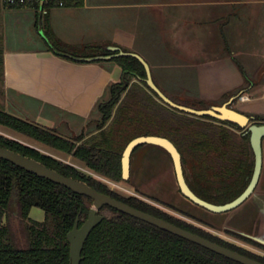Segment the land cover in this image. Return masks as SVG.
Listing matches in <instances>:
<instances>
[{
	"label": "trees",
	"instance_id": "obj_1",
	"mask_svg": "<svg viewBox=\"0 0 264 264\" xmlns=\"http://www.w3.org/2000/svg\"><path fill=\"white\" fill-rule=\"evenodd\" d=\"M53 44L65 53L69 49L56 42ZM60 45L63 46L62 49L59 48ZM57 54L65 55L61 52ZM114 54L116 53L104 46H86L70 53L71 57L68 58L76 61L78 58L92 59ZM111 61L122 67L123 79L120 83L111 85L108 88L109 99L97 105L96 110L101 118L93 132H82L66 138L55 129L28 121L0 108V127L70 157L83 168L44 154L39 149L1 132L0 146L264 264V257L141 198L113 190L109 184L94 176L115 184L129 183L130 181L123 179L122 157L128 144L140 136H159L171 140L182 155L187 183L200 198L210 203L225 204L237 198L249 184L254 170L247 146L250 136L244 134V129L235 124L219 122L212 117L196 118L169 106L170 111L172 110L171 117L150 115L140 109L139 100L136 99L138 93H147L144 86L160 99L146 82L147 72L143 64L132 56L115 57ZM3 73V49H0L2 81ZM247 85L249 86L245 84L230 96L248 91ZM133 95L134 100L130 99ZM193 105L198 109H209L213 106L201 100L195 101ZM153 118L159 121H153ZM252 121L262 124L264 117L254 116ZM137 123L140 128L146 129L150 126L151 130L133 136L132 132L137 128ZM140 148L142 147H138L134 153ZM224 174L229 177L222 179ZM240 182L241 188L236 194L228 195L229 197L214 195L222 187H233ZM92 203V199L87 196L77 194L0 158V264H71L67 234L74 228L77 220L80 226L86 221ZM34 208L45 212L44 222H36L30 218V212ZM177 212L197 221L188 214ZM99 214L104 220L86 241L81 264H240L109 206H104ZM204 225L213 229L207 224ZM228 233L264 251L263 245L238 234Z\"/></svg>",
	"mask_w": 264,
	"mask_h": 264
},
{
	"label": "crops",
	"instance_id": "obj_2",
	"mask_svg": "<svg viewBox=\"0 0 264 264\" xmlns=\"http://www.w3.org/2000/svg\"><path fill=\"white\" fill-rule=\"evenodd\" d=\"M7 10L3 88L34 123L56 129L59 114L69 124V118L84 122L85 132L108 88L121 82L123 69L114 61L68 58L86 46L139 55L155 85L172 101L219 103L249 84L250 91L239 97L250 100L238 99L232 108L264 116V77L255 82L264 65V0H83L79 6L52 8L42 15ZM12 23L31 42L37 38L33 46L6 47V29ZM53 42L69 49L65 53ZM143 88L147 93H138L136 99L146 101L148 109L158 106L161 117H171L170 107ZM30 102L37 108L29 107Z\"/></svg>",
	"mask_w": 264,
	"mask_h": 264
},
{
	"label": "water",
	"instance_id": "obj_3",
	"mask_svg": "<svg viewBox=\"0 0 264 264\" xmlns=\"http://www.w3.org/2000/svg\"><path fill=\"white\" fill-rule=\"evenodd\" d=\"M109 50L113 51L116 54L108 57L95 58V60H111L115 57H122V56H132L134 58H137L146 69L147 72L146 82L148 86L158 95L159 99L170 108H173L180 112L196 117H212L219 122L235 124L240 128L244 129V134L245 135L249 134L250 136V140L249 142H247V146L249 147L250 161L254 163V170L252 177L250 179L249 184L243 190V192L231 202L225 204H214L203 200L191 190L184 175L182 155L171 140L159 136H140L132 140L128 144V146L126 147L123 153V157H122L123 179L125 181L131 182L132 179L131 159L134 154V151L138 147H144V146L157 147L162 151H164L170 157L171 163L173 164L175 169L177 183L181 191V195L184 197L185 200L191 202L196 206L201 207L202 209L212 214H220V215L227 214V216L228 213H232V212L234 213V211L236 212L244 209V207L248 204L254 205L256 208L255 210L256 213H254L255 217L253 221L255 224H258L257 230L255 232V234L259 233L258 236L247 235L237 230H234L233 228L229 227L228 222H227L228 226L227 225L226 226L228 227L227 230L229 232L246 237L264 246V149H263L264 123L262 124H257L255 122L251 123L252 119L250 117L238 112L237 110L231 107L233 101L226 103L222 106H212L209 109H202V110H196L193 108H189L187 106L177 104L172 100H170L155 85L151 76L149 65L139 55L123 52L119 48H114V47L109 48ZM263 77H264V65L259 70L255 82L256 83L260 82L263 79ZM0 158L15 164L20 168H23L24 170L32 174L45 178L56 184L64 186L77 194L84 195L92 199L93 203L91 205L88 218L86 219V221L80 226L79 220H77L74 225V228L67 234V242L70 246L71 264H81L83 259L82 252L86 241L88 240L92 231L98 225H100L101 222L104 220V217L99 214V211L104 206H109L113 209L118 210L119 212H122L133 218L151 224L161 230H164L180 238H183L187 241L202 246L203 248H206L218 255H221L225 258H228L240 264H263L259 261L251 259L245 255H242L236 251H233L229 248L223 247L215 242H212L206 238H203L197 234H194L183 228H180L170 222H167L163 219H160L158 217L145 213L141 210H138L120 200L113 198L110 195H106L104 193L95 190L85 182L64 176L59 172H57L56 170H53L32 158L23 156L19 153H16L1 146H0ZM103 182L109 184L107 181H103ZM258 191L260 194L257 196V194L255 195V193Z\"/></svg>",
	"mask_w": 264,
	"mask_h": 264
},
{
	"label": "rangeland",
	"instance_id": "obj_4",
	"mask_svg": "<svg viewBox=\"0 0 264 264\" xmlns=\"http://www.w3.org/2000/svg\"><path fill=\"white\" fill-rule=\"evenodd\" d=\"M2 8H3V5H2V2L0 1V49H3V45H4L3 32H5V30L2 31L3 30L2 25H3V22L8 23V19H9L8 17L6 18L4 17L5 14L8 12V10L5 8L6 10L4 11L5 12L4 14ZM6 33L7 34H6L5 42H6V47H8L9 49H17L20 47H31L34 45L33 41L36 37L31 42L30 41L31 39L29 38V36L25 32L21 34V32H19L18 29L14 27L13 23H12V27L6 29ZM59 48L62 49L63 46L60 45ZM74 52H77V51H74ZM108 99H109V94L105 96L102 102L107 101ZM17 103H19L18 100L14 99V96L12 94L7 93L5 89L3 88V82L0 76V108L6 110L9 113L20 114V115L24 114L26 116H20V117L28 121H31V122L36 121V120H32L31 118H28L29 116L27 114L20 112L19 104ZM27 104L29 105V107L33 109L37 108L33 102H30ZM139 106H140V109L146 110V112L150 113V115L152 116H160L162 114V111L159 112V107L156 105H153V107H149L150 109H148L147 102L144 103L143 101H139ZM115 114H116V111L114 113V116ZM55 115H56L55 116L56 122L54 124V127L56 128L55 130L60 135L66 138H72L74 136L81 134L83 127H84L83 126L84 122L75 120L73 118H69V120L72 121L71 122L72 124H69V123H66L67 118L65 116L59 115V114H55ZM261 117H264V116H261ZM100 118H101L100 113L96 111L94 114V117H92L88 121V125L85 128L86 134L95 131L96 126H97V121ZM158 119L153 118V121L158 120ZM141 124H143L142 119H141ZM146 129L144 127L143 128L138 127V123H137V128L132 132L133 133L132 135L139 136L143 133H147L149 130H151V127L148 126L146 127ZM0 132L3 134H6L7 136L11 138L17 139L18 141L26 145L38 148L44 154H47L53 157L55 156L56 159H60L70 164H75L76 166L83 168L82 165L78 161H75L70 157L61 155L60 153L55 152L52 149L45 147L41 144H38L37 142L31 139L17 135L2 127H0ZM176 144L178 143L176 142ZM232 151L234 152L235 149H232ZM233 152H231V154H233ZM131 168H132V179L129 184H123V183L114 184L105 179L103 181H107L109 185L111 186V188L115 190H119V192L121 191V192H124L126 195L140 197L141 199L149 202L150 204H153L172 215H175L179 218L187 220L188 222H191L195 224L196 226L201 227L211 232L212 234L223 238L224 240H227L228 242L234 243L238 246H242L257 254L263 253L261 249L256 248L250 244H245L244 242H240L233 236H230L228 233L229 231L227 230L228 229L227 226L229 225V227L239 232H242L244 234L258 236L259 234L258 232H257L258 234H255L258 224H255L253 221L255 217L254 213H256L255 212L256 208L254 205L248 204L244 207V209L240 211H236V212L234 211V213L233 212L228 213V216H227V214L225 215L212 214L202 209L201 207L196 206L192 204L191 202L185 200L184 197L180 193L176 174H175V169H174L173 164L171 163L170 157L164 151L154 146H144L140 150H138L136 153H134L131 159ZM94 176L98 179H101V177L99 176H96V175ZM222 177H223L222 179H224V177L227 178L229 176L227 174H224ZM222 188L220 191L214 192V195L216 197L221 194L223 196H228V195L232 196L236 194L239 188H241V182L240 184H234L233 187L226 186ZM256 194L258 196L260 194L259 191L256 192L255 195ZM166 203H169L170 205L174 206L173 208L181 212L187 213L192 218L197 219V221L200 220L201 222H197L193 219H190V218H187L181 215L177 211L166 208L165 206H163ZM30 218L36 222H44L46 215L43 210L39 208H34L30 212ZM204 224H210L213 229L205 226Z\"/></svg>",
	"mask_w": 264,
	"mask_h": 264
},
{
	"label": "built area",
	"instance_id": "obj_5",
	"mask_svg": "<svg viewBox=\"0 0 264 264\" xmlns=\"http://www.w3.org/2000/svg\"><path fill=\"white\" fill-rule=\"evenodd\" d=\"M1 2L7 9L31 10L42 15L49 9L72 7L83 0H1ZM240 99L242 102L249 100L247 96H242Z\"/></svg>",
	"mask_w": 264,
	"mask_h": 264
},
{
	"label": "flooded vegetation",
	"instance_id": "obj_6",
	"mask_svg": "<svg viewBox=\"0 0 264 264\" xmlns=\"http://www.w3.org/2000/svg\"><path fill=\"white\" fill-rule=\"evenodd\" d=\"M250 89H251V85H247V89L246 90H248V91H250ZM242 92V91H241ZM240 92L238 93V94H234L233 96H230L229 98H227L226 100H222L221 102H219V103H215V102H208L209 104H212L213 106H222V105H224V104H226V103H229V102H231V101H233L232 103H235L238 99H240ZM249 98V97H248ZM249 100H250V98H249ZM195 101H197V100H189V101H183V100H181V101H173V102H175V103H177V104H180V105H183V106H187V107H189V108H193V109H196V110H202V109H198V108H196V107H194V103H195ZM231 107H232V105H231ZM211 108V107H210ZM190 116H192V115H190ZM256 116H258V115H256ZM193 117H196V116H193ZM248 117H250L251 119H252V117H254V116H248ZM196 118H203V117H196ZM251 123H254V121H251ZM240 158V157H239ZM226 165L228 164V163H225ZM185 175V174H184ZM186 178V177H185ZM187 181V180H186ZM189 185V184H188ZM190 187V186H189ZM191 188V187H190ZM180 190V189H179ZM192 190V189H191ZM193 191V190H192ZM194 192V191H193ZM180 193H181V191H180ZM195 193V192H194ZM196 194V193H195ZM197 195V194H196ZM198 196V195H197ZM135 197H137V196H135ZM138 198H140V197H138ZM204 200V199H203ZM205 201H207V200H205ZM208 202V201H207ZM163 206H165L166 208H168V207H170V208H172V209H170V210H177V209H175V208H173L174 206H172V205H170L169 203H166L165 205H163ZM177 211H179V210H177ZM181 212V211H180ZM184 213V212H183ZM185 214H187V213H185ZM189 215V214H188ZM197 220V219H196ZM198 221H200V220H198ZM201 222V221H200ZM203 223V222H202ZM207 225H209V226H211L210 224H207ZM230 235V234H229ZM230 236H233V235H230ZM219 237V236H218ZM234 237V236H233ZM221 238V237H220ZM234 238H236V237H234ZM223 239V238H222ZM237 239V238H236ZM237 240H239V239H237ZM227 241V240H226ZM240 242H243V241H241V240H239ZM231 243V242H230ZM245 243V242H244ZM234 244V243H233ZM245 244H247V243H245ZM242 247V246H241ZM244 248V247H243ZM262 252L263 253H260V254H257V253H255V254H257V255H260V256H262V257H264V251L262 250Z\"/></svg>",
	"mask_w": 264,
	"mask_h": 264
}]
</instances>
